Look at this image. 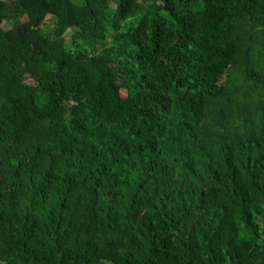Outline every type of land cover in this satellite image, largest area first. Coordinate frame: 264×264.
<instances>
[{"label":"trees","instance_id":"1","mask_svg":"<svg viewBox=\"0 0 264 264\" xmlns=\"http://www.w3.org/2000/svg\"><path fill=\"white\" fill-rule=\"evenodd\" d=\"M0 264H264V0H0Z\"/></svg>","mask_w":264,"mask_h":264},{"label":"rangeland","instance_id":"2","mask_svg":"<svg viewBox=\"0 0 264 264\" xmlns=\"http://www.w3.org/2000/svg\"><path fill=\"white\" fill-rule=\"evenodd\" d=\"M45 25H46L45 27H49V28H50V26H52V25L50 24V21H49V20L46 21V24H45Z\"/></svg>","mask_w":264,"mask_h":264}]
</instances>
